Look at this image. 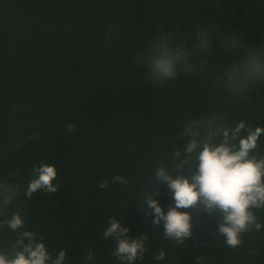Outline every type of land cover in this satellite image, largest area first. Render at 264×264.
Wrapping results in <instances>:
<instances>
[{
    "label": "trees",
    "instance_id": "16d2710c",
    "mask_svg": "<svg viewBox=\"0 0 264 264\" xmlns=\"http://www.w3.org/2000/svg\"><path fill=\"white\" fill-rule=\"evenodd\" d=\"M197 26L214 45L210 55L193 57L206 72L180 74L166 86L146 79L136 60L150 41L164 32L191 46ZM232 32L247 48L264 45V0H0V179L15 173L22 202L8 215L19 211L53 255L67 250L65 264H87L88 250L90 264H121L115 242L102 238L110 217L130 239L148 235L134 264H264V229L243 234L233 249L216 232L219 213L179 209L192 216V235L181 245L139 206L149 189L165 213L174 206L167 184L151 176L155 165L170 163L190 118L225 112L264 127V85L240 101L215 85L235 58L217 33ZM69 123L75 131L66 133ZM39 162L55 165L60 188L29 199L23 190ZM115 175L129 183L98 186ZM257 215L264 224V212ZM14 239L0 227V249ZM160 250L166 257L156 261Z\"/></svg>",
    "mask_w": 264,
    "mask_h": 264
},
{
    "label": "clouds",
    "instance_id": "9594fccd",
    "mask_svg": "<svg viewBox=\"0 0 264 264\" xmlns=\"http://www.w3.org/2000/svg\"><path fill=\"white\" fill-rule=\"evenodd\" d=\"M225 49L235 53L217 72L215 85L226 94L240 101L256 86L264 85V45L247 48L238 35H220ZM212 35L205 27L197 26L195 42L191 46L177 41L172 34H157L136 62L146 67L145 77L155 85L166 86L180 74L200 76L206 72L205 61L194 62V56H208L213 52ZM66 133L75 131L74 124L65 125ZM264 127L251 126L246 120L231 119L225 112H212L186 121L179 139L183 141L168 157L169 164H157L151 176L160 183H166L172 193L174 206L164 212L158 200L152 198L151 189L144 194L143 206L152 210L153 226L164 224L165 239L183 245L192 235V216L179 209H200L207 214L219 213L217 234L224 238L227 246L235 249L243 245L242 235L264 229L258 212H264V144L261 137ZM35 135L29 139H34ZM176 173L175 178L173 174ZM9 178L0 179V216L5 219L0 227H7L15 233V239L0 249V264H65L67 250L60 249L53 255L46 243L34 231L25 229V219L19 211L17 198L21 185ZM57 178L55 165L39 162L33 166L32 177L23 190L31 198L33 193L43 190L55 193L60 188L53 181ZM109 183L127 185L128 179L115 175L111 181L104 180L98 186L106 189ZM158 194V193H157ZM150 213L145 210V218ZM103 239L111 238L116 247L112 255L121 264H134L143 259L146 252L147 234L135 239L128 237L129 229L122 227L120 219L110 217ZM258 252V250H255ZM166 252L160 250L153 259L162 261ZM202 259V257H200ZM87 264L94 260V253L88 250Z\"/></svg>",
    "mask_w": 264,
    "mask_h": 264
}]
</instances>
